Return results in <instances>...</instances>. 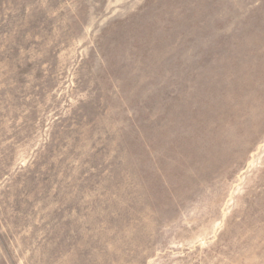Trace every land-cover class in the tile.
Returning <instances> with one entry per match:
<instances>
[{
    "label": "rangeland",
    "instance_id": "obj_1",
    "mask_svg": "<svg viewBox=\"0 0 264 264\" xmlns=\"http://www.w3.org/2000/svg\"><path fill=\"white\" fill-rule=\"evenodd\" d=\"M0 264H264V0H0Z\"/></svg>",
    "mask_w": 264,
    "mask_h": 264
}]
</instances>
